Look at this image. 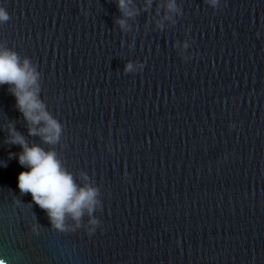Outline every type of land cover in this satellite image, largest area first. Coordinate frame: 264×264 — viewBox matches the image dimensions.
Listing matches in <instances>:
<instances>
[{"label":"water","instance_id":"water-1","mask_svg":"<svg viewBox=\"0 0 264 264\" xmlns=\"http://www.w3.org/2000/svg\"><path fill=\"white\" fill-rule=\"evenodd\" d=\"M166 2L123 17L116 0H0V44L62 124L55 145L28 135L0 85L3 264H264V0ZM10 123L97 188L79 227L52 228L16 188Z\"/></svg>","mask_w":264,"mask_h":264},{"label":"clouds","instance_id":"clouds-1","mask_svg":"<svg viewBox=\"0 0 264 264\" xmlns=\"http://www.w3.org/2000/svg\"><path fill=\"white\" fill-rule=\"evenodd\" d=\"M151 0H146V4ZM217 6V0H206ZM117 8L123 17L133 16L137 9L133 0H116ZM164 7L169 12L178 11L175 0H167ZM167 18V17H165ZM9 19L3 6H0V24ZM117 25L125 27V20L118 18ZM259 34V33H258ZM187 47V44H183ZM143 63L128 61L124 64L125 73L139 71ZM39 72L29 58H21L16 51L0 44V85H7L14 97L17 111L22 115L27 133L38 136L43 144L55 145L62 133V124L46 109L39 98ZM231 127V125H229ZM5 143L19 145L20 151L15 154L21 171L16 174V188L20 193H28L31 201L44 210L52 228L63 231L66 219H70L79 227L84 215H91L98 206L97 188L90 184L78 185L73 174L62 163L54 148H44L39 144H29L25 137L11 123L7 128ZM9 157L12 153L8 154ZM4 162L0 161V166ZM83 179L87 177L81 173ZM91 225L98 223L90 219ZM94 229L89 228L91 233Z\"/></svg>","mask_w":264,"mask_h":264},{"label":"snow or ice","instance_id":"snow-or-ice-1","mask_svg":"<svg viewBox=\"0 0 264 264\" xmlns=\"http://www.w3.org/2000/svg\"><path fill=\"white\" fill-rule=\"evenodd\" d=\"M0 264H3V262H2V261H0Z\"/></svg>","mask_w":264,"mask_h":264}]
</instances>
